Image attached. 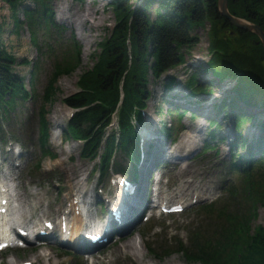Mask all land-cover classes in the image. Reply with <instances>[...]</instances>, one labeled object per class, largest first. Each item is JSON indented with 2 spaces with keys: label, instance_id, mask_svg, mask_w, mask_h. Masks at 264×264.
Listing matches in <instances>:
<instances>
[{
  "label": "rangeland",
  "instance_id": "obj_1",
  "mask_svg": "<svg viewBox=\"0 0 264 264\" xmlns=\"http://www.w3.org/2000/svg\"><path fill=\"white\" fill-rule=\"evenodd\" d=\"M47 1L53 11V20L63 30L58 33L56 28H54L51 34L46 30L45 26H43V30H37L41 45V49H38L33 43V29L29 25L23 26L18 34L11 31L13 26L11 10L5 2L0 0V22H6L5 32L2 37L3 41L8 49H12L15 52L19 61L24 58L31 61V64H17L15 70L25 77L28 88H30L32 83L30 81H33L36 91V99L31 100L23 110L24 115L21 118V124L17 126L13 124L11 127L5 126L4 134L0 133V137L4 136V139H6V142L0 141V147H2L3 161L6 159V162H10L11 160L13 164V166H10L12 168L10 172H12L14 177L12 184L16 185L13 186L14 193L15 190L22 193L23 203L26 207L28 203L36 204L38 202L37 205L39 207L43 204L41 210L35 213L34 216V210L31 209L33 207L30 206L28 208L32 210V215L30 214L28 219L38 222V225L42 224L45 219L58 220L61 214L68 212L71 204V201L68 200L71 199L72 193L75 195L80 190L86 191L89 189L85 200L91 203L94 209L92 214L95 218L98 216L103 218L105 216L107 212L106 206L100 210L99 204L103 199L107 202L111 198V196H108V191L111 189L110 179L107 177L104 181H99L97 174L92 171L94 162L81 156V143L71 137L66 139L63 133L66 131L70 116L74 113V109L65 104L64 99L75 94L80 89L78 82L81 75L94 65L101 49L100 43L108 38L116 24L115 12L110 6L112 0ZM141 1L130 0L134 8ZM88 3L91 4L92 11L90 10L89 21L84 24H79L80 19L77 17H73V23H69L66 20H62L59 16L65 4L70 5L72 9L82 11L85 8L88 9ZM24 5L34 6V1L27 0ZM154 7L156 9L157 5ZM84 12L87 13L88 10ZM20 16L22 18L25 17L23 11H20ZM210 19L203 20L194 26L192 33L198 36L199 41L190 50L187 48L182 49L185 53V62L183 64L170 69L158 79L150 74L149 89L151 96L147 101L148 107L145 109V114L149 119L142 124L143 127H154L155 133L159 135L156 141L145 140L144 151H146L145 155H149L147 157L149 162L155 157L154 149H152L150 154L148 153L149 145H157L158 149L161 146H166L168 150H171L182 135L185 133L193 134L192 131L198 128L201 129V136L188 142L187 148L190 150L182 155L177 164L169 162V158H164L163 156L161 158L160 156L163 159L162 167L159 165L153 172V175L161 178L164 200L172 198L188 204L198 199L199 201L187 205L184 212L179 215H153L148 220L149 211L142 218L141 215L145 211H140L139 219L134 224L126 226L119 233L113 235V238L109 239L108 245L105 243L99 246L98 249L93 251L92 256L72 250L71 245L62 246L57 241H53L49 242V245L45 247H39V250H31L32 247L37 245L33 244L31 247L28 245L25 249L1 253L0 264L6 262L10 264V261L16 258L18 259V264L33 260H36L34 264H75L76 262L78 264H124L123 262L128 263L130 259L136 264H159L160 262L156 257L147 250L146 241L157 251L162 249L160 246L169 244V241H172V237H181L187 241L189 238L187 231L189 224L192 222L195 225L201 222L196 214L197 205L204 201L209 202L218 199L224 193L225 186L223 188L222 186L228 181V186L234 184L233 180L238 179V182H240L241 173L232 171L228 167L234 152V145L232 146V144L236 139L232 110L230 107L227 110L228 112L217 110V108H220L217 103H223L221 101L224 96L223 93L230 94L234 86L224 83V92H221L217 88L218 86L220 88V85L217 86L216 84L217 87H214L215 93L211 95L201 94L192 98L190 96L189 98L186 82L193 74L206 83H210L214 79L206 68H209V60L215 51L218 52L215 53L216 57L213 64L217 71L223 75H237L241 80L245 78L244 70L246 68H250L258 74L264 73V58L255 45L245 44L244 38L239 36L240 33L236 29H229L230 31L228 30L229 33H227L220 28H216L210 34ZM92 22H94V25H91ZM233 36L235 38L234 41L232 40ZM210 38L215 40V46L211 51L209 47ZM73 40L79 41L80 44V63L71 73L63 74L59 77L56 83L58 91L53 102L47 104L46 109H48L47 116L51 132V137L48 141L49 151L57 154V156H45L43 155L42 145L39 142V112L43 102L42 95L56 69L55 63L63 58L66 51H72ZM259 41L260 39L256 43H261ZM220 51H225L227 54L222 55ZM229 61H235V63L233 64ZM32 71L34 73L31 76ZM171 77H175V82L171 87H167L166 84ZM256 100L258 104H242L244 112L254 114V117L247 119L241 128L245 138L253 145H256L257 140L261 137V120L264 118L263 98L259 97ZM176 106L180 107L179 109L188 110L179 122L175 114L170 112ZM191 112H194V116ZM211 119L218 120L220 126L210 125L209 121ZM164 124L169 125L172 130L176 128L172 135H176V132L179 131L180 134L176 140L166 138L161 134L159 130H162ZM140 127L138 128L139 131ZM214 128L217 129L214 134L217 135L215 139L212 138L211 134ZM115 129L109 127L107 132L115 131ZM140 136L143 145L142 138L144 136L141 132ZM223 137L226 140L222 139ZM206 144L211 145L212 148L207 147V151H205ZM237 151L245 155L247 159L252 156L245 147H238ZM253 153L255 154V159L261 155L258 149ZM38 160L41 161L42 168L41 170H33L34 163ZM114 161L117 167L121 165L126 172H128V167H130H127V165H132V162L125 157L123 152H118ZM241 161L243 162V160ZM74 168L75 170L72 172ZM73 175H75L74 178H72ZM79 180L85 181L81 188L76 185ZM58 181L62 184L59 185ZM184 184L185 193L178 195V192L181 191L179 189ZM189 184H192L193 187H189ZM205 189L207 190L204 192ZM37 193L39 194L36 195ZM162 199L160 200L162 201ZM152 204H154V201L151 202L150 206H154ZM146 220L150 221V224ZM259 224L264 225V206H259L257 215L253 220L254 226ZM153 226L154 231L152 230ZM119 239L123 240L122 244L131 239L134 240L137 251H141L143 259L139 260L133 254V250L129 248L116 246L114 241L120 242ZM81 244L82 248H84L83 244L86 243L81 240ZM67 251L71 254L68 255ZM49 253L50 255H48ZM163 254V252L160 253V255ZM163 263L201 264L187 261L182 253L171 254L163 260Z\"/></svg>",
  "mask_w": 264,
  "mask_h": 264
},
{
  "label": "trees",
  "instance_id": "obj_2",
  "mask_svg": "<svg viewBox=\"0 0 264 264\" xmlns=\"http://www.w3.org/2000/svg\"><path fill=\"white\" fill-rule=\"evenodd\" d=\"M2 1L11 10V31L18 34L23 26L29 25L33 29V43L38 49H41V45L37 30H43V26L50 34L54 28L58 33L63 30L53 20V11L47 0H33L34 6L24 5L27 0ZM228 3L233 14L253 21L264 29V0H228ZM110 6L115 12L116 24L108 38L100 43L101 49L94 65L81 75L78 82L80 90L64 99L69 106L77 109L68 122L64 136L85 141L83 147L77 141L81 143V155L84 158L95 159L102 151L99 166L102 176L112 167L118 152H123L131 161L139 160V134L135 121L143 120L142 112L151 96L149 76L152 74L158 79L185 62L182 49L190 50L198 43L199 38L192 30L199 22L211 18L210 34L216 28L227 33L229 29H236L245 44L255 45L264 58L262 43H256L259 37L233 26L221 16L218 0H142L136 8L130 0H112ZM20 11H23L24 18L20 16ZM5 27L6 22H0L1 131L5 125L11 127L21 124L23 110L31 100L36 99L33 81H30L32 83L28 88L25 77L15 70L17 64H31V61L27 58L19 61L15 52L8 49L2 38ZM72 46V51H66L63 58L55 63L56 69L42 95L39 142L45 156H57L49 151L51 132L47 104L54 100L59 77L71 73L80 63L79 41L73 40ZM214 46L215 40L210 38V51ZM220 52L222 55L227 54L225 51ZM215 53L211 55L209 68H206L214 79L206 83L197 75H191L186 82L188 97L211 95L216 92V84L220 85V88L216 86L219 91L224 92L223 85L228 79L237 80L230 94L223 93V103H217L220 106L217 110L228 112L229 107L232 110L236 139L232 144L234 152L228 167L240 172L242 177L240 182L237 179L233 180L234 184H225L223 196L215 203L198 208L202 220L191 230L189 244L182 241L178 247L164 244L158 252L147 243V250L159 264H164L163 260L173 253H182L187 261L201 264H264V225H253L259 206H264V118L261 120L262 134L256 145L245 138L241 129L247 119L254 117V114L243 111L242 104H258L256 99L259 97L264 102V73L258 74L246 68L244 80L237 75H223L213 64ZM174 82L175 77H171L167 87H171ZM179 108L176 106L172 112L180 120L188 110ZM116 111L118 128L108 133V125ZM191 113L194 116V112ZM209 124L220 126L216 119H211ZM216 130L214 128L211 133L214 139L217 137L214 135ZM172 132V128L164 124L161 134L171 138ZM222 139L226 140L225 137ZM207 147L212 148L206 144L205 151ZM238 147H245L252 156L247 159L238 153ZM256 149L261 155L255 159L253 152ZM34 164L33 170H41V161ZM118 168L124 170L121 165ZM122 229L120 227L117 231ZM162 252L164 254L160 255Z\"/></svg>",
  "mask_w": 264,
  "mask_h": 264
},
{
  "label": "bare ground",
  "instance_id": "obj_3",
  "mask_svg": "<svg viewBox=\"0 0 264 264\" xmlns=\"http://www.w3.org/2000/svg\"><path fill=\"white\" fill-rule=\"evenodd\" d=\"M90 3H88V9H83L82 11H80L79 9H72L70 5H64V8L61 9L60 11V18L62 20H66L69 23H73V17H77L78 19H80L79 24H84L86 22L89 21V15H90ZM87 13H85L84 11H87ZM92 11V10H91ZM94 12V11H93ZM91 25H94V22H92ZM96 25V24H95ZM83 31V30H82ZM81 32V31H80ZM84 38H87L86 36H83ZM109 128V127H108ZM107 128V129H108ZM139 130V129H138ZM200 130L201 129H197L195 131H192V133H185L184 135H182V137L180 138V140L174 145L173 149L171 148V150H168V148H166V146H161V148L158 150L159 154H158V158L153 157L151 162H149L148 160V156L144 155V159H142V162L140 164V169L139 172L142 176V181L139 183L138 185V191L130 196V199L125 200L123 202V204H126L128 201H130L127 205H126V216H128L127 221L123 224H120L119 222L116 221V217L115 216H111V222L109 224H111V226L113 225V230L111 229V234L108 236V238H113L112 236L119 233V231H117L118 228H125L126 226H130L132 224H134L137 219H139L140 216V211L143 212L145 211L144 209H149L151 206V202L154 201L155 204H160V199L164 198L162 196V181L160 178H157L158 176H154L153 172L154 170H156L157 168V164L163 162L162 156L164 158H169V162L171 163H176L178 162V160L182 157V155L185 154V152H189V148H187V144L189 141H191L192 139L198 138L199 136H201L200 134ZM140 132L141 134L144 136L142 138L143 141V147H144V143H146L145 140H152V141H156L159 138V135L155 133V128H151V127H147L143 125L140 127ZM141 137V136H140ZM142 143V142H141ZM154 145V144H153ZM146 151H144L145 153ZM161 156V158H160ZM161 161H160V159ZM160 161V162H159ZM80 167V166H79ZM183 169V168H182ZM75 168L72 169V172H74ZM144 174V176H143ZM148 174V176H147ZM75 175L72 176V178H74ZM152 176V179L148 180V177ZM11 178H14L11 172L10 175ZM151 178V177H150ZM12 180V179H11ZM83 181V180H82ZM81 180L77 181L76 185L78 188L83 187V184L85 181L82 182ZM151 182L152 184V188L149 190H147V183ZM12 186H16L14 184H12ZM200 186V185H199ZM5 187V186H2ZM189 187H193L192 184H189ZM18 190V188H16ZM198 189H200V187H198ZM80 190V189H79ZM85 192V198H86V194L89 193V189L86 191H78L77 194L71 195V199H69L68 201H71L70 204V213L72 215V220L69 221V224L71 225V229H72V236H70V240L69 242H66V244H71L72 246H76L81 243V240H84V243L87 244V240L81 237V226H82V221L83 219L80 217V214H76L77 209L81 210V207L85 210H87L90 218H95L94 215L92 214L94 212V209L91 206V203L82 205L81 203L75 202L76 200L80 201V199L82 198L81 193ZM185 192V188H183L180 192H178V195H181L182 193ZM120 193L121 190L119 191L118 189V193H117V197H120ZM147 193H150V195H152L151 200L149 198V200H147V202H150L149 205L147 206V203L144 205L145 203V196L147 195ZM108 196H111L110 199H108V201L106 202L105 199L102 200L103 204H102V209L104 206L109 205V207L111 205H113V203L115 202L116 199H114V194L112 192V190L110 189L108 191ZM128 196V195H124V198ZM12 201L16 202L15 208H16V212H18L20 214V216L24 219V222H26L27 224H34L35 222H31V221H26L27 218H29V214L32 213L30 209H28L26 207V205L23 203V195L20 191H16L15 193L12 195ZM101 205V202L100 204ZM117 204H115L116 206ZM154 205V204H153ZM101 209V210H102ZM32 215V214H31ZM93 216V217H92ZM102 219V218H100ZM30 220V219H29ZM7 222L10 226H14L17 223V218L15 216L12 215V213H9L8 215L4 216V217H0V237L3 236L4 234H6L4 228H3V223ZM62 223V215L60 216V226ZM36 225V224H34ZM37 226V225H36ZM43 228V227H41ZM49 236V237H48ZM46 236L45 239H48L53 237V238H60V236L57 235V233L55 235H48ZM120 242H116L114 241V244L116 246H120L125 247V248H129L131 250H133V254L138 257L139 260L143 259V255L141 254V251H137V246H135V241L134 240H130V241H126L125 244H122L121 242H123V240H120ZM108 245V244H107ZM46 245H40L39 247H45ZM140 254V255H139ZM17 263V259L15 260H11L10 264H15Z\"/></svg>",
  "mask_w": 264,
  "mask_h": 264
},
{
  "label": "water",
  "instance_id": "obj_4",
  "mask_svg": "<svg viewBox=\"0 0 264 264\" xmlns=\"http://www.w3.org/2000/svg\"><path fill=\"white\" fill-rule=\"evenodd\" d=\"M218 9L221 16L227 18L235 27L255 33L264 47V29L259 24L231 13L228 0H218Z\"/></svg>",
  "mask_w": 264,
  "mask_h": 264
}]
</instances>
